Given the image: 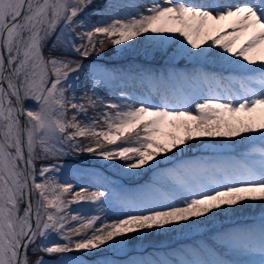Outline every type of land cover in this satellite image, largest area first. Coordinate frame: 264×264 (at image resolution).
Wrapping results in <instances>:
<instances>
[{
	"label": "snow or ice",
	"instance_id": "snow-or-ice-1",
	"mask_svg": "<svg viewBox=\"0 0 264 264\" xmlns=\"http://www.w3.org/2000/svg\"><path fill=\"white\" fill-rule=\"evenodd\" d=\"M89 7L96 9L94 0H0V264H86L70 254L94 257L142 232L264 203L262 147L256 159L180 163L165 173L175 184L160 195L117 196L121 211L114 218L73 208L91 203L103 210L116 194L62 182L61 157L88 153L120 162L125 171H143L158 164L157 158L182 156L194 144L207 146L199 138L243 141L258 134L264 142V0H151L123 18L94 24L83 18ZM165 33L182 38L181 53L215 55L234 65L222 69L229 75L185 74L188 87L179 92L153 87L140 95L121 90L115 99L95 92L77 97L83 60L108 45L127 48L137 38L162 47ZM142 79L165 82L164 76ZM101 82L95 80L92 89ZM98 102L102 110L88 117V107L95 110ZM53 158L57 162H44ZM258 236L244 242L264 254V217ZM224 239L230 246L241 242L236 235Z\"/></svg>",
	"mask_w": 264,
	"mask_h": 264
},
{
	"label": "rangeland",
	"instance_id": "rangeland-1",
	"mask_svg": "<svg viewBox=\"0 0 264 264\" xmlns=\"http://www.w3.org/2000/svg\"><path fill=\"white\" fill-rule=\"evenodd\" d=\"M150 2L151 0H94V4L97 6L96 9L89 7L83 18L92 24L99 20L110 22L111 19L123 18L128 13L133 12L137 6H147ZM140 10H143V7ZM83 30L86 29H76L77 32ZM163 35L168 39L162 47L152 46L148 40L137 38L139 42L134 44L129 42L127 48L108 45L104 52L99 55L94 53L92 57L83 60L85 70L76 74L79 77L76 83L77 97H84L86 92L88 96H92L93 92H95L102 99H115L119 96L121 90L134 95L146 94L149 89H146V92L142 91L141 87L143 84L139 82V77L134 74L136 65L141 66L145 71L144 73H146L145 76H156L158 71L161 76L165 77L166 82L162 85L160 84L159 88H166L170 92H179L188 87L185 80L183 79L182 81L181 78L185 74L192 75L201 70L207 72L215 70L217 71L216 74H222L227 77L229 74L223 72L222 69L234 66L220 62L215 55L207 59H198L181 53L178 45L182 38L174 46H169V41L175 38V34L165 33ZM131 47L134 52H130ZM188 48L190 49V46ZM205 49H207V45ZM190 50L192 53H198L197 49ZM160 53L166 54L161 55ZM45 54H48L47 49ZM74 58L82 59L80 57ZM100 59H105L106 62H102ZM129 59L134 62L128 67H124L126 65L124 61ZM122 66L124 70L120 72L119 69ZM176 70L180 71L181 74H176ZM111 72L112 74H110ZM153 72L154 75H152ZM167 72L169 74H166ZM127 73L130 77L127 76ZM232 76L238 79L240 74L232 73ZM168 78L169 80H167ZM97 79L102 82L97 85L96 89H92V84ZM136 83L141 84V87H137L138 84ZM149 85H154L153 81H150ZM85 106L88 107L87 105ZM101 110L98 102L97 109L94 110L88 107L87 116H96ZM199 139L203 140L205 145H215V147L194 144L191 150L186 148L182 156L178 153L177 157H172L169 154L167 160L157 158L158 164L152 168L145 166L143 171H125L121 169L120 162H106L88 153L72 154L59 159L58 162L62 165V168L58 175L62 182H70L77 189L79 187H87L89 191L100 190L116 194L109 200V203L103 205V210H101V205L99 204L82 203L73 205L75 210H82L87 214H107L109 218H114L121 211L120 202L116 198L120 194L134 192L146 197L160 195L163 190L159 186L153 184L156 187L150 190L145 186V182L151 184L152 179H155L157 175L171 172L172 163L174 162L180 164L188 161V159L198 160L200 157L211 155L221 156L228 162L236 161L241 156L256 159L259 156V149L264 147V142L259 140L258 134L247 135L243 141L239 137H204ZM231 140H235V144H232ZM44 162L53 163L57 161L53 158ZM39 166L40 162L37 163L38 168ZM166 185L168 187L172 186L171 181H168ZM262 217H264V203L254 202L250 205L246 204L244 208H237L235 211L225 210L216 217L209 215L207 219L203 217L193 218V222L190 225L188 222H181L180 226L166 231L142 232L138 236L134 235L130 243L126 242L119 247H110L94 257L82 256L80 253H71L70 256L74 259H85L86 264H105V262L107 264H130V261L145 260L142 253L147 256V261H163V259H158L155 255L159 252L158 256L161 258H167L169 254H173L172 257H169V260L166 259L170 264L171 258L175 259L174 255L178 254L179 247L187 246L193 255L197 252L196 245L198 242L206 240L209 246L212 245L214 247L217 245L218 250L215 249L214 251L219 255L226 253L230 259L240 261L242 264H259L260 260L264 258V254L247 246L244 242L249 237L256 238L258 241V233L255 234L253 230L246 233L242 231V228L245 225H252L254 222L262 221ZM226 235H236L241 238V242L236 246H230L224 239ZM29 255L31 259L36 258L31 251ZM40 255H43V253H40ZM218 260L219 258L217 257L213 259L214 262ZM198 261L200 262L199 264L204 262L201 258Z\"/></svg>",
	"mask_w": 264,
	"mask_h": 264
},
{
	"label": "trees",
	"instance_id": "trees-1",
	"mask_svg": "<svg viewBox=\"0 0 264 264\" xmlns=\"http://www.w3.org/2000/svg\"><path fill=\"white\" fill-rule=\"evenodd\" d=\"M102 62H105V59L104 60H102V59H100ZM130 64H128V65H124V67H128ZM139 65V64H138ZM124 67L122 66V67H120V69H119V71H122V70H124ZM136 68L138 69V68H141V66H137L136 65ZM137 71V70H136ZM142 73V75H143V73L144 72H141ZM176 73H179V71L178 70H176ZM166 74H169L168 72L166 73ZM144 77H145V74H144ZM221 159H223L221 156H218V155H211V156H203V158H201L200 157V159H198V160H212V161H218V160H220V162H228V161H224V160H221ZM186 160H187V158H186ZM188 161H191V159H188ZM179 165V163L178 162H174V163H172V170L174 169V168H176L177 166ZM153 181H152V183L151 184H149V183H147V182H145V186L146 187H148L150 190H153L154 189V187H156V186H159L161 189H167V188H169L167 185H166V183L168 182V181H171V183H172V185L173 184H175V180H174V178H172V177H169V176H166L165 174H163V175H157L156 176V178L155 179H152ZM153 184H156V186H153ZM171 187V186H170ZM185 243H187V242H185ZM191 243V242H190ZM200 244V246H205L206 245V247H208L207 249L206 248H204L205 250H209V248H210V246L208 245V244H206V240H202V241H200L199 242ZM183 247V248H182ZM182 247H179L180 249L178 250V254L177 255H174V258L175 259H173V260H170V264H172V262H173V264H181L182 262L184 263V261H186L187 260V257L188 256H190V254H189V248L187 247V246H182ZM143 255V257H144V259L145 260H147L148 258H147V256L146 255H144V253H142ZM158 254H159V252L158 253H156L155 255H156V257L158 258V259H163V261H165L166 259L167 260H169L170 258H169V256H172L173 254H169L168 255V257L167 258H161V257H159L158 256ZM167 260L165 261V262H167ZM158 261V260H157Z\"/></svg>",
	"mask_w": 264,
	"mask_h": 264
},
{
	"label": "bare ground",
	"instance_id": "bare-ground-1",
	"mask_svg": "<svg viewBox=\"0 0 264 264\" xmlns=\"http://www.w3.org/2000/svg\"><path fill=\"white\" fill-rule=\"evenodd\" d=\"M225 2H228V0H225ZM174 37H175V38H173L171 41H169V46H171V45L174 46L175 43L179 42L180 39H181V38H178V37L176 36V34L174 35ZM184 43L186 44V42H184ZM201 47H202V48H205L206 45H201ZM130 52H134L133 49H132V47L130 48ZM197 52L199 53V52H200V49H197ZM203 58H204V57L201 56V57H199L198 59H203ZM132 62H133V61H131L130 59L124 61V63H125L126 65H128V64H132Z\"/></svg>",
	"mask_w": 264,
	"mask_h": 264
}]
</instances>
